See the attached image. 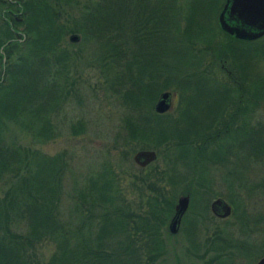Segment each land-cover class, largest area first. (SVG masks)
I'll return each mask as SVG.
<instances>
[{
    "label": "trees",
    "instance_id": "trees-1",
    "mask_svg": "<svg viewBox=\"0 0 264 264\" xmlns=\"http://www.w3.org/2000/svg\"><path fill=\"white\" fill-rule=\"evenodd\" d=\"M3 1H0V264H156L164 254L162 232L165 226L167 231L175 205V197H167L168 182L178 184L185 179L173 176L177 163L188 165L190 160L197 163L199 158L211 161L217 158L226 168L228 154L237 150L235 144L220 148L221 153L214 152L213 157L206 152L211 140L236 132L240 135L241 162L247 160L264 171V121L260 118L255 124H239L248 112L256 114L262 109L264 88L251 90L244 75L238 77L229 70V84L221 83V91L214 92L209 100V112L198 115L202 121L210 118L206 124L209 133L190 139L194 127L185 123L188 128L184 129L181 124L191 122L189 107L182 109L179 117L153 112L159 95L171 86L180 90L182 102L188 99L190 106L189 91L197 96L209 82L203 75L205 72L196 71L188 76L180 71L172 73L170 62L164 58L166 38L172 33L189 37L193 42L192 34L202 32L194 24L196 17L192 13L185 17L176 14L174 24L166 25L167 15L163 11L175 6L176 0L170 6L165 0H157L152 9L160 12L158 17L148 10L149 0H107L112 2L108 11L99 13L85 7L74 28L61 22L62 9L58 14L51 0H13L16 4ZM72 3L75 1L69 0L68 5ZM11 9L22 14L20 22L9 15ZM156 19L157 24H152ZM182 20H186L185 26L180 24ZM220 31L226 38L219 47L222 54L232 44L246 45ZM73 34L80 37L76 44L69 42ZM262 40L264 37L254 42ZM128 44L133 49L127 56ZM80 47L92 56L100 50L99 64L116 70L117 94L124 91L123 103L131 101L130 110L122 118L129 137L149 144L157 138L156 146L170 142L165 148L171 160L168 169L171 176L154 165L152 169L157 167L153 170L157 176L139 178L146 186L138 187L139 202L134 206L111 170L80 175L68 152L47 155L40 149L62 137L66 130L74 136L84 131L81 122L69 124L62 118L78 95L77 80L71 73L75 52L71 50ZM259 50H264V46ZM152 56L157 59L151 60ZM64 122L68 123L66 127L61 125ZM150 167L141 168V172ZM243 176L241 173L240 189L263 199L264 176L249 185ZM235 178V171L225 173L224 182L234 191ZM180 193L191 197L190 183ZM143 200L148 207L146 211ZM230 204L232 215L237 214V206L232 201ZM254 220L253 232L262 238L264 207L257 210ZM252 245L243 241L229 244L239 255ZM50 247L52 252L45 259V250Z\"/></svg>",
    "mask_w": 264,
    "mask_h": 264
},
{
    "label": "rangeland",
    "instance_id": "rangeland-1",
    "mask_svg": "<svg viewBox=\"0 0 264 264\" xmlns=\"http://www.w3.org/2000/svg\"><path fill=\"white\" fill-rule=\"evenodd\" d=\"M51 1H53V9L58 14H60V8L62 9L61 22L69 28H74L75 23H79L85 7L91 11L98 10L99 13H102V10L108 11L110 3H112L106 2L107 0H74L75 3L68 5L69 0L61 3L57 0ZM149 1L148 10L152 11L151 14L160 16L158 10L152 9L153 6H156L157 0ZM171 1L174 2V0H165L169 6ZM225 2L226 0H176L175 6L163 11V14L167 15V21H165L167 26L171 22H173L172 25L174 24L177 19L176 14L185 17L192 13L196 17L194 24H197L198 29L202 31L199 34H192L191 40L193 42L189 41V37V39L182 38L172 33L168 39L166 38L165 43L167 54L164 58L170 62L172 73L180 71L183 73L182 75L188 76L197 73L196 71L202 74L205 72L203 75L209 80L197 96L194 92L189 91L192 101L190 106H187L189 103L187 96L184 98L187 100L182 102L180 90L176 89L175 85L164 91L172 94V106L166 114L179 117L182 109L189 107L191 119L188 120L191 122H182L181 124L188 123L190 128L194 127L189 133L190 139L195 138L196 135L209 133V130H206V124H209L210 118L208 120L202 118V121L198 115L202 112H209L211 109L209 100L214 92L218 94L221 91V83L229 82L227 78L229 70L238 77L244 75L245 83L251 90L264 88V50L257 51V48L264 46V40L258 43L241 40L240 42L246 45L235 43L227 49V53H221L219 47L225 43L226 38L219 29L218 16ZM154 21L151 23L157 24V19ZM180 24L185 26L186 20H182ZM194 29L197 31L196 27ZM127 46L129 49L127 51L128 56L133 45L128 44ZM71 51L75 52V62L72 65L71 73L75 75L77 80L78 95L71 100L70 106L62 118L69 124L81 122L84 125V131L74 136L66 130L62 137L59 136L40 149L47 155H55L61 151L68 152L71 155L72 164H75L76 171L80 175L95 174L104 169L111 170L117 176L128 198L131 199L128 202L134 206L133 204L139 202L138 187L146 186L142 185L143 182L139 178H150L153 174L157 176V173L153 171L157 167L161 173L162 171L168 172L171 167V160L168 158L169 153L165 148L170 142L164 141L156 146L158 145L157 138H154L153 144H149L147 142L142 143L138 138L129 137L128 132L123 128L122 118L130 110L128 106L131 105V101L128 99L126 103H123L124 91L117 94L119 87L116 70L112 69V66L99 64L97 53H100V50L93 56L83 47L73 48ZM154 56L150 59H157V56ZM156 103L157 101L153 104V112H155ZM150 109L147 108L148 111ZM260 118L264 121V106L256 114L248 112L247 115L242 116L239 124L244 122L255 124ZM68 123L64 122L61 125L66 127ZM187 126L184 125L183 128L186 129ZM215 139L210 141L206 152L209 156L213 155L214 152H220L222 147H228L230 144L236 145L237 150L228 154L229 161L226 168L220 165L217 158L211 161L208 160L209 158L204 160L203 157V159L199 158L197 163L190 160L188 165L176 164L174 169L176 172L174 171L173 176L175 174L184 176L185 179L181 183L171 184L166 181V183L168 182L167 197L170 199L175 197V204L179 196L188 195L190 197L189 194L181 195L180 193L189 183L193 195L190 197L189 211L183 219L180 232L177 235L168 236V228L167 231L166 226L163 228L164 254L156 264H257L264 257V241H262L264 235L261 238L253 232L255 231L254 219L257 210L264 207V198L260 199L255 195L249 196L239 186L241 173L249 185L253 180L263 177L264 171L247 160L241 162L240 135L238 136L236 132L223 139ZM198 143L200 140L196 144ZM23 144L26 145V143ZM193 147L196 146L193 145ZM140 150H153L157 154V160L147 166H151L150 168L142 172L141 167L137 166L133 160L134 155ZM246 152L247 154L250 153L249 146H246ZM243 156L245 157L246 153ZM154 165L157 167L152 169ZM228 171L236 172L235 191L228 188L224 182L225 173ZM168 173L171 176V172ZM149 175L150 177H148ZM67 181H69V177ZM218 198L223 199L230 207L232 201L238 208L237 214L224 219L214 217L210 211V204ZM142 203L143 210H148L145 200ZM244 221L245 224L241 225L240 222ZM241 241L251 242L253 245L250 250L246 247L244 254L241 250V255H239L234 250L235 248L229 244L235 243L236 245ZM51 252V247L45 250V259L49 257ZM233 252L235 255L230 256Z\"/></svg>",
    "mask_w": 264,
    "mask_h": 264
},
{
    "label": "water",
    "instance_id": "water-1",
    "mask_svg": "<svg viewBox=\"0 0 264 264\" xmlns=\"http://www.w3.org/2000/svg\"><path fill=\"white\" fill-rule=\"evenodd\" d=\"M220 29L229 36L242 41H256L264 37V0H226L221 13L218 16ZM80 37L76 34L69 36V42L76 44ZM172 106V94L163 92L160 94L154 110L162 115L170 111ZM133 160L141 168H145L157 160V154L153 150L138 151ZM190 203V197L179 196L175 206L174 216L169 224V233L172 235L178 231L181 219L186 213ZM212 213L221 219L231 215V207L223 200L216 199L211 205ZM257 264H264V257Z\"/></svg>",
    "mask_w": 264,
    "mask_h": 264
},
{
    "label": "flooded vegetation",
    "instance_id": "flooded-vegetation-1",
    "mask_svg": "<svg viewBox=\"0 0 264 264\" xmlns=\"http://www.w3.org/2000/svg\"><path fill=\"white\" fill-rule=\"evenodd\" d=\"M0 1H3V0H0ZM7 2H10V3H13V4H16V2H14L13 0H6ZM3 2H5V1H3ZM9 15L15 20V21H18V22H20L21 21V13L20 12H17V11H15V9H11V11H9ZM17 35H19V34H17ZM214 201H212L211 202V204H210V211L212 212V210H211V205H212V203H213ZM177 204V203H176ZM176 204L174 205V209H173V214H172V216L170 217V220L168 221V226H167V228L169 227V224H170V221H171V219L173 218V216H174V212H175V206H176ZM228 204V203H227ZM229 205V204H228ZM230 206V205H229ZM189 207H190V203H189V206H188V209H187V211H186V213L183 215V217H182V219H181V222H180V225H179V227H178V231L175 233V234H173V235H177L179 232H180V230H181V227H182V222H183V219H184V217L186 216V214H187V212L189 211ZM213 214V213H212ZM231 215H232V207H231ZM213 216L214 217H216V218H219L218 216H216V215H214L213 214ZM219 219H221V218H219ZM203 220H205V219H203ZM168 232H169V229H168ZM169 236H172V234L171 233H169Z\"/></svg>",
    "mask_w": 264,
    "mask_h": 264
}]
</instances>
